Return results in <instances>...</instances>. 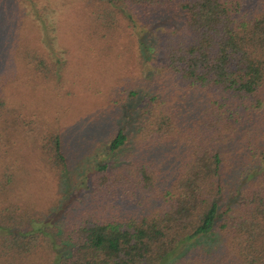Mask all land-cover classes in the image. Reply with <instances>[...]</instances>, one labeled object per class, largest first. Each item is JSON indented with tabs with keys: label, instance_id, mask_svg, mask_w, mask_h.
<instances>
[{
	"label": "trees",
	"instance_id": "16d2710c",
	"mask_svg": "<svg viewBox=\"0 0 264 264\" xmlns=\"http://www.w3.org/2000/svg\"><path fill=\"white\" fill-rule=\"evenodd\" d=\"M85 13L77 42L121 45L142 75L153 36L151 78L121 101L110 95L137 98V126L117 122L106 149L127 155L93 164L66 194L33 195L3 156L0 264H264V0H91ZM20 46L58 96L85 85L76 76L91 67L66 74ZM7 106L0 81V119L18 126ZM53 125L31 144L34 167L57 181L70 162Z\"/></svg>",
	"mask_w": 264,
	"mask_h": 264
},
{
	"label": "rangeland",
	"instance_id": "374dc122",
	"mask_svg": "<svg viewBox=\"0 0 264 264\" xmlns=\"http://www.w3.org/2000/svg\"><path fill=\"white\" fill-rule=\"evenodd\" d=\"M90 2L0 0V81L8 100L6 111H19L21 116L17 119L18 126L12 118L7 121L0 119V165L4 157L7 161H14L22 175L31 180L33 195L66 194L72 188H79L81 181H87L85 174L93 164L99 161L119 162L127 155V145L115 153H109L106 146L117 122L135 129L141 105L136 97H127L126 102L119 105L110 100V95L121 101L129 90L142 89L140 85L134 86L132 81L144 78L147 82L156 68L151 63L155 48L153 36L145 37L141 46L145 60L143 75L139 60L128 62L130 54L125 53L119 44L109 48L105 42L95 38L91 43L86 40L84 45H80L74 33L81 16L89 11ZM119 42L122 43L121 40ZM22 44L35 46L47 56L48 63L56 65L57 70L65 67L66 74H72L79 67H91L89 71L85 70V75L76 76L85 85L64 92L68 93L64 96H58L57 90L47 89L41 76L29 69L30 66L18 56ZM118 48L121 49L120 55ZM120 65L126 66L125 69H117ZM32 112L37 116H32ZM113 118L116 119L114 124ZM50 122L63 133L64 149L70 162L69 176H62L57 181H50L47 175L34 167V141L39 139ZM61 223V219L55 222L57 226ZM218 239L215 234L202 238L211 243Z\"/></svg>",
	"mask_w": 264,
	"mask_h": 264
}]
</instances>
